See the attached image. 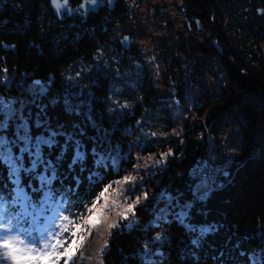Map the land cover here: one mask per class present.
Masks as SVG:
<instances>
[{"label":"trees","instance_id":"16d2710c","mask_svg":"<svg viewBox=\"0 0 264 264\" xmlns=\"http://www.w3.org/2000/svg\"><path fill=\"white\" fill-rule=\"evenodd\" d=\"M48 1L0 0V233L39 246L134 174L124 194L148 198L103 237L101 264H264V0H212L229 54L213 33L178 41L158 83L135 44L111 41L142 0L63 21Z\"/></svg>","mask_w":264,"mask_h":264},{"label":"rangeland","instance_id":"374dc122","mask_svg":"<svg viewBox=\"0 0 264 264\" xmlns=\"http://www.w3.org/2000/svg\"><path fill=\"white\" fill-rule=\"evenodd\" d=\"M195 20L198 21L200 28L197 27ZM219 22L220 16L212 0H142L136 8L134 17L116 24L111 41L123 40V47L128 51L135 44L139 48L142 63L154 78L152 81L158 83L165 73H172L174 70L171 63L178 53L176 51L178 41H187L188 45H191L192 42L202 41L213 33L216 44L223 48L225 55H228L230 48L220 30ZM125 36L130 39L124 41ZM96 61L97 58H94L93 64L88 63L84 69H78L77 74L91 70L92 66H96ZM23 87L30 92L40 91L42 88L38 82L34 88L27 85V82ZM2 144L0 142V154L3 152ZM122 187L125 192L127 184ZM127 198L129 196L125 194L121 197ZM127 211L124 210L125 215ZM132 222L131 218L122 224L125 223L128 227ZM103 237V234L94 233L75 254L74 264H101V250L105 248ZM4 238H7L6 234L0 233V239Z\"/></svg>","mask_w":264,"mask_h":264},{"label":"snow or ice","instance_id":"6c2138e0","mask_svg":"<svg viewBox=\"0 0 264 264\" xmlns=\"http://www.w3.org/2000/svg\"><path fill=\"white\" fill-rule=\"evenodd\" d=\"M115 3L116 0H107L109 8L114 7ZM54 4L57 9H67L68 0H64L63 5L54 0ZM103 4L104 0H84L77 12L86 13ZM67 10L68 14L71 15L72 11ZM129 39L128 36L124 37V41ZM111 99L121 109L130 108L127 102L119 104L118 99ZM172 135L180 137L182 128H173ZM183 143L184 141L180 140V144ZM173 155L175 154L171 149L164 152L163 155L151 152L146 155L136 153L133 158L136 163H133L132 167L137 173L138 170H145L152 165L162 166ZM138 178L140 177L137 175L129 174L111 184H104L102 190L95 195L90 203L83 205V214L74 219L70 218L69 215H61L57 233L39 246L32 245L20 238L13 239L10 236L0 239V260L4 261L5 264H74L75 254L94 233L103 234L110 238L114 229L119 228L123 222L129 221L135 215L141 200L148 198V192L145 191L135 198L121 199L124 194L122 186L135 183ZM125 209L128 210L127 215L124 214ZM65 236L70 239L66 241ZM156 239H160L159 234H157Z\"/></svg>","mask_w":264,"mask_h":264},{"label":"water","instance_id":"95a60500","mask_svg":"<svg viewBox=\"0 0 264 264\" xmlns=\"http://www.w3.org/2000/svg\"><path fill=\"white\" fill-rule=\"evenodd\" d=\"M57 2H59L60 4L63 5L64 0H57ZM83 2H84V0H81L80 3L77 6H71L69 1H68L67 9H70L72 11L71 15L68 14V10L65 9V8L57 9L55 7L54 0H49L48 1V8L52 11L53 16L59 21H63L64 19L69 18L70 16H72L74 14L80 15V16H87L90 13L98 12V10L101 9V8H106L108 10H112L113 9V7L109 8L107 6V1L104 0V4L103 5H98L95 9L89 10L86 13L83 12V11L77 12V10L79 9L80 4H82ZM120 45L123 46V40H120Z\"/></svg>","mask_w":264,"mask_h":264},{"label":"flooded vegetation","instance_id":"af4514ba","mask_svg":"<svg viewBox=\"0 0 264 264\" xmlns=\"http://www.w3.org/2000/svg\"><path fill=\"white\" fill-rule=\"evenodd\" d=\"M195 22L197 23V27H198V28H200V26L198 25V21H197V20H195Z\"/></svg>","mask_w":264,"mask_h":264}]
</instances>
